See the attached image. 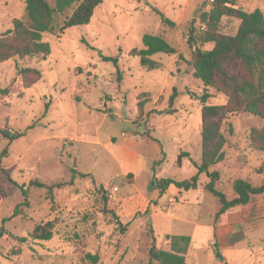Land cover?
<instances>
[{
  "label": "rangeland",
  "instance_id": "rangeland-1",
  "mask_svg": "<svg viewBox=\"0 0 264 264\" xmlns=\"http://www.w3.org/2000/svg\"><path fill=\"white\" fill-rule=\"evenodd\" d=\"M212 1L104 0L90 23L60 33L76 2L57 15L53 33H44L51 45L46 59L14 57L0 63V194L5 192L0 199V264H156L149 258L153 237L159 247L167 242L158 240L140 191L153 193L148 188L155 173L188 176V167L181 168L177 157L187 149L201 154L198 97L208 93V104L227 102L225 94L195 77L190 64L188 27L194 20L200 26L198 11L207 10ZM236 6L264 12V0H237ZM157 10L174 24L164 22ZM25 17L24 0H0V33L12 27L13 18ZM222 24L224 31L235 32L239 20L224 17ZM145 33L163 36L177 53H157L152 56L157 68L143 66L131 50L143 48ZM212 47L209 43L203 48ZM113 55H118L119 67L104 59ZM22 67L38 68L42 78L26 87L19 74ZM174 89L177 97L170 105ZM140 99L145 101L143 113L138 111ZM263 126L264 119L249 112L229 116L224 126L226 159L217 165L225 179L263 181L264 153L251 151L248 140L252 129ZM3 131L23 135L11 139ZM127 142L145 158L138 175L124 172L114 154ZM126 164L138 165L129 158ZM34 180L55 187L50 192L31 186ZM158 203L159 231L171 222L174 233L194 237L192 252L198 262L188 264H264V199L223 216V221L232 216L237 221L236 246L224 248L215 244V224L222 215L216 218L221 203L214 194L207 191L200 205L173 204L167 194ZM106 209L127 224L125 230ZM168 210L176 218L164 216ZM48 220L54 222L52 238L33 239L34 228ZM87 254H97L98 261L93 263Z\"/></svg>",
  "mask_w": 264,
  "mask_h": 264
},
{
  "label": "trees",
  "instance_id": "trees-1",
  "mask_svg": "<svg viewBox=\"0 0 264 264\" xmlns=\"http://www.w3.org/2000/svg\"><path fill=\"white\" fill-rule=\"evenodd\" d=\"M26 17L13 18L12 27L0 33V63L10 58L31 59L39 57L46 59L51 54V45L44 40V33H53L56 29V17L79 2L71 15L67 16L60 26V33L65 29L90 23L95 9L104 0H24ZM237 0H213L207 10L199 9L200 26L192 21L188 27V44L192 51L190 64L194 75L206 86H212L217 92L225 94L227 102L224 104H208V93L198 97L200 99L202 117L201 159L196 161L190 158L192 164L198 169L197 173L185 178L154 177L156 187L164 192L171 184L189 190L197 188L200 174L205 173L209 181L204 189L218 197L221 207L216 218L238 206L255 204L264 199V180L255 183L251 177H237L225 179V171L217 167L226 159L225 146L229 144L226 135L225 123L229 116L242 112H249L264 119V12L257 8L247 11L236 6ZM162 20L170 25L174 22L157 10ZM224 17L239 20L235 32L223 30ZM212 43L211 49H204L206 44ZM143 48H133L132 55L140 57V63L148 68H157L159 63L152 57L157 53H177V48L163 36L152 33L143 35ZM105 60H112L118 66V55L104 56ZM24 85L30 87L42 78V72L36 67L18 68ZM118 68V74L120 75ZM5 93L8 89L2 90ZM177 97L174 89L170 96V105ZM144 100L138 101V111L143 113ZM229 130L233 132V125ZM3 135L11 139L19 138L23 134H10L3 131ZM150 138H154L149 136ZM249 149L264 153V126L252 129L249 136ZM5 153V152H4ZM188 151H181L177 163L182 165L183 157H188ZM241 161L243 162V158ZM245 160V159H244ZM164 158L153 165H161ZM71 181L75 178L76 169H72ZM61 185V183L56 186ZM31 186L47 187L50 192L55 187L38 180L31 181ZM232 191L233 195L230 196ZM102 194L107 200L105 190ZM26 197V194H24ZM5 192L0 194V199ZM110 211L118 223L125 230L127 224H122L119 217ZM18 207L14 215L18 214ZM150 208L145 210L148 214ZM251 217L253 215L251 214ZM54 222L48 220L37 225L31 232V237L38 240H49L53 236ZM151 232H154L151 223ZM1 233V232H0ZM216 235V234H215ZM170 249L157 246L155 236L149 248L150 262L156 264H187L186 254L190 248L192 238L188 234H168ZM87 257L96 263L97 254H87Z\"/></svg>",
  "mask_w": 264,
  "mask_h": 264
},
{
  "label": "crops",
  "instance_id": "crops-1",
  "mask_svg": "<svg viewBox=\"0 0 264 264\" xmlns=\"http://www.w3.org/2000/svg\"><path fill=\"white\" fill-rule=\"evenodd\" d=\"M129 146L130 145L128 142L125 143V145L120 146L117 149V152H114V154L121 161V163L124 167V172L133 171L134 173H136V175H138L140 172V169H142L146 166L145 161H144L145 158L143 156H141L139 153H137L136 151L131 150L129 148ZM187 151L190 153V155L188 157H185V159L182 160L181 168L184 166H187L189 169V172H188V176L185 175L180 179L188 178V177L194 175L195 173H197V171H198V169L192 164L190 158H193L196 161H200L201 154H197V153L193 152L194 149H187ZM249 151H247V152H249ZM128 158L131 161L136 160L138 165L135 167L131 166V165L127 166L126 160ZM262 161H264V159ZM139 165L141 167H138ZM153 177L161 178L163 176L157 175L155 173ZM208 181H209L208 176L205 173H201L199 185L197 188L185 190V189H181V188L176 187L174 184H171L168 187V189H166L164 192H162L158 187L155 186L154 190L151 192L154 193L157 190V194H153V193L150 194L149 193L148 195H144L143 191H140V194L142 196H144V198H145L146 209L150 205L151 219H152V223L155 227L158 240L162 239V238L166 239L167 245H166V247H164L165 249H170V240L167 238V235L168 234H176V233H174V230L172 229L173 223H171V222L168 224L169 227H166L164 224H162L160 226L162 228V230L161 231L158 230V227H157L158 223L155 222V216L160 214V212H159L160 210L157 209V206H159L158 202H159L160 198L163 195L167 194L170 201H171V198H174L176 200L175 203L173 202V204H177L180 202H182V203L188 202L190 204L200 205L201 202L204 200V197L206 195L207 191L204 189V185ZM150 202H151V204H150ZM220 207H221V204H220ZM233 209H235V208H233ZM226 213H228V211L225 212L224 214H222V216L219 218V222L218 223L216 222V224H215V234H216L215 244H217L219 246V248H224V247H228V246H232V247L236 246V240H235L233 225L236 224L237 221L235 220L234 216L223 221V216ZM229 213H231V211H229ZM163 215L164 216L166 215L167 217H170L172 219L176 218L175 214L172 211L169 212V210L166 213H163ZM181 221H183V220H181ZM190 236L192 238V241H191L190 248L186 254L187 264L189 263L190 260H192L194 263L196 260L198 262V258H197L198 255L196 254V252H192L194 237H193V235H190ZM226 260H228V259L226 258ZM256 260H257V255H254L252 261L255 262Z\"/></svg>",
  "mask_w": 264,
  "mask_h": 264
},
{
  "label": "water",
  "instance_id": "water-1",
  "mask_svg": "<svg viewBox=\"0 0 264 264\" xmlns=\"http://www.w3.org/2000/svg\"><path fill=\"white\" fill-rule=\"evenodd\" d=\"M154 187H155L154 181H151L148 190L152 191L154 189Z\"/></svg>",
  "mask_w": 264,
  "mask_h": 264
},
{
  "label": "built area",
  "instance_id": "built-area-1",
  "mask_svg": "<svg viewBox=\"0 0 264 264\" xmlns=\"http://www.w3.org/2000/svg\"><path fill=\"white\" fill-rule=\"evenodd\" d=\"M115 189H117V188H115ZM171 201H172V202H175L174 198H171Z\"/></svg>",
  "mask_w": 264,
  "mask_h": 264
}]
</instances>
